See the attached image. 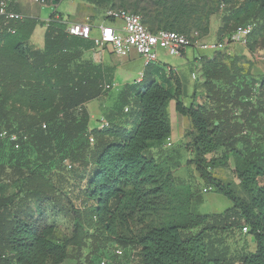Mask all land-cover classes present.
Returning <instances> with one entry per match:
<instances>
[{"label":"trees","instance_id":"16d2710c","mask_svg":"<svg viewBox=\"0 0 264 264\" xmlns=\"http://www.w3.org/2000/svg\"><path fill=\"white\" fill-rule=\"evenodd\" d=\"M142 3L139 16L153 33L207 37L221 12L219 41L232 44L240 28L251 26L247 48L264 49V0H137L133 9ZM13 7L22 13L16 0ZM68 24L58 12L49 21L33 13L22 21L0 16V134H18L21 143L16 150L0 137L20 154L8 167L0 164V264H89L101 247L114 255L133 250L138 264H264V77L251 75L245 57L214 52L201 58L203 102L187 107L174 72L161 77L162 69L149 65L125 91L134 97L127 121L91 130L85 105L102 95L105 73L84 59L94 42L70 35ZM38 26H46L43 50L31 43ZM172 100L191 121L186 136L197 172L233 202L221 214L196 213L200 193L154 153L171 137ZM231 158L242 197L212 173ZM245 227L256 250L233 252L228 239Z\"/></svg>","mask_w":264,"mask_h":264},{"label":"crops","instance_id":"0c3cea01","mask_svg":"<svg viewBox=\"0 0 264 264\" xmlns=\"http://www.w3.org/2000/svg\"><path fill=\"white\" fill-rule=\"evenodd\" d=\"M64 2L70 1L65 0ZM64 2L61 3L60 0L57 3L56 0H53L51 4V9H53V12L63 14L64 19L68 23H72L70 22L69 17L74 16L75 7L77 3H74L75 5L66 8V10H68L69 12H64L60 10V7L64 4ZM16 3L18 4L19 10L22 11V14H24L25 16L32 15L30 14L32 10H28L27 7L23 5L21 0H16ZM42 7L47 9L48 5ZM49 18L50 16L47 19H40L43 21H49ZM96 24L101 25L103 24V22L100 23L99 20L92 21V25L95 28L93 31L94 36L99 35V31L96 30ZM39 27L40 29L43 28V31L40 33L39 36H37L39 32ZM221 28L222 13L216 14L212 17L210 24V33L204 39L216 40L219 36ZM45 32L46 26H38L33 36L31 37V43L39 50H43L45 47ZM242 45L247 46V44H243L241 42H234L233 44H231L234 49H232L230 53L232 54V52L236 51L239 53L240 56H244L247 58L248 64L245 66L249 68L251 75L255 79H260L264 77V59L260 57L258 58V56L264 54V49L258 50L256 53H252L249 51L248 48H244ZM94 53V50H89L85 53L84 59L101 66L105 73V80L101 85L102 95L99 98L92 100L85 105L90 115L89 127L91 130L101 129L102 120H113L114 122L127 121L125 111L130 107V103L133 102L134 97L132 95L125 94V91L128 87L140 83L143 80L145 72L147 70L143 58L136 52H131L128 55H117L113 53L112 50L105 49L102 53L100 61H96V63L93 61L95 59ZM213 56V51L205 52L204 50H200L198 48H190L179 56H172L169 55L166 51H161L159 63L152 64V66H155L159 70L162 69V72L164 74H162L161 77H164L166 75V78L170 77L169 73H166L169 72L168 69H174L175 71L173 75L180 81L181 85L180 92L182 95L180 96V101L184 103V105H186L187 107L198 106L203 102V96L205 93L203 87L204 79L202 77L203 73L201 58L207 57L211 59L213 58ZM172 84L174 86V89L177 90V86L176 84H174V81H172ZM106 85H111V87H113L109 91H104V87ZM115 86L118 87V89H114ZM168 113L172 126V134L170 137L172 141V146L167 147L164 145L161 149H155L154 153L158 156H162L163 158H165L169 162V164L173 166L174 176L178 181H182L186 184H189L192 187L193 191H198L203 198V193L201 191L203 190L204 192V187L206 183L202 181L203 179L197 172L195 164H192L188 168L189 172H192L190 176H195V178H197V181L201 178L200 180L202 181V185L204 184L203 187H201V185L194 186L192 184V181L194 180L188 179L189 174L183 175V173H181L186 169V167H184V164L182 165V167H179L180 165H178V163L181 161L180 156L185 155L186 160H193L195 156L193 151L186 152L185 150L180 149L177 146L181 142L183 144H189L191 142V139L186 136L187 131L191 128V121L189 118L187 119V117L181 116L176 111L175 100L169 102ZM195 207L197 208L199 206ZM195 212L200 214L198 210H196ZM73 262L75 263L74 260H68L64 264H70Z\"/></svg>","mask_w":264,"mask_h":264},{"label":"rangeland","instance_id":"374dc122","mask_svg":"<svg viewBox=\"0 0 264 264\" xmlns=\"http://www.w3.org/2000/svg\"><path fill=\"white\" fill-rule=\"evenodd\" d=\"M21 1H22L23 5H25L27 7L28 10L29 9L32 10L30 14L33 13L42 19H47L53 13V9H51L52 8L51 3H48V7L46 9L40 5L34 4L32 2V0H21ZM64 1L65 0H61V3ZM69 1L70 2H64V4L60 7V10L64 11V12H69L68 10H66V8L69 6L75 5L74 3H77L76 7H75L74 16L69 17V20L72 23H84V22H87L88 20L91 23L93 20H99L100 23L101 22H103V23H120L122 20L121 19L122 13L126 12V13H131V14L142 15L141 8L146 5V3H142L138 7L139 8L138 11H135V9H133L132 5L137 0H111V2H109L108 4H103L100 6L91 5V4H89L87 2H83L81 0H69ZM220 13H218V14H220ZM98 25L99 24H96V26H98ZM42 29L43 28L40 29V27H39V32H38L37 36H39L40 33L43 31ZM187 34L191 35V34H194V32L187 33ZM200 38L203 41H205L206 43H223V44H225L226 48L224 51L227 53H230L231 50L234 49L231 46V44H229L230 41L228 38H225L223 41H219L218 38L216 40H206V39H204L205 37H200ZM233 43L234 42H232V44ZM242 46L244 48H247L246 45H242ZM162 51H164V50H162ZM205 52H208V51H205ZM160 53H161V51H160ZM232 54L239 55V53L236 51L232 52ZM263 56H264V54L258 56V58L259 57L264 58ZM242 57H244V56H242ZM170 59H171V57H170ZM114 89H118V87L115 86ZM177 146H178V148L183 149L186 152L193 151L195 154V149L193 148V146L191 144H188V143L183 144L181 142ZM222 153L223 152L220 151L214 155H210V156H208V159L221 157ZM12 157H20V154H17L16 152H14L9 143L4 142V143L0 144V164L8 167L11 164L9 160ZM194 159H195V156H194ZM194 159L193 160H186L185 155L184 156L182 155V156H180L181 161L178 163V165H180L179 167H182V165L184 164V167H186V169L184 171H182L181 173H183V175L189 174L188 179L194 180V181H192V184L194 186L195 185H198V186L201 185V187H203L204 186V184L202 185L203 180L201 181L200 180L201 178L198 179V181L200 183L199 184L197 181V178H195V176H193V177L190 176V174L192 172L191 171L189 172V170H188V168L193 164L192 162L194 161ZM68 162L69 161L65 162V164L67 165V168H68V164H69ZM13 163L14 162H12V164ZM212 173L216 179H219V180L225 182L226 184L233 183L235 185V191H236L237 195L241 196V197L243 196V193H242V190L240 187V182L236 177V161L234 158H231L230 164L227 168H217V169L212 170ZM204 188L208 189V190L211 188V190H209L206 193H204L203 190L201 191L203 193L204 202L197 208L194 206V211L198 210V212L200 214H218V213H223L232 207L233 202L228 197H226L225 195L216 192L214 187L209 186V185H205ZM10 193H13V190H11ZM157 220H158V218H157ZM157 220H156V217H151L148 219V222L157 221ZM66 228H67V225L65 224L64 227H62L58 231V234H57L58 240L62 239L63 234L66 232ZM227 244L231 248V250L233 252H236V253L241 251L242 248L244 251H247V252H254L256 250V246L251 242L250 237L248 235L244 234L243 231L242 232L237 231L232 237H230L228 239ZM90 252H91V250H87L85 255H89ZM89 258H90L89 264H100L101 261H103V260H106L107 264H138V260H137V256H136L135 252L133 250H130V249H128V250L125 249L124 256L119 258V257L114 255L113 249H109L107 247H101L98 249V251L95 252V254H91V257H89ZM70 264H76V263L73 262Z\"/></svg>","mask_w":264,"mask_h":264},{"label":"built area","instance_id":"2783aa9c","mask_svg":"<svg viewBox=\"0 0 264 264\" xmlns=\"http://www.w3.org/2000/svg\"><path fill=\"white\" fill-rule=\"evenodd\" d=\"M32 2L40 6H47L49 3L48 0H32ZM13 4L14 0H0V16L14 21L24 20L26 16L16 12ZM121 19L120 23H103L98 25L96 27V30L99 31L98 36L93 35L95 28L89 20L85 23H69L67 31L72 36L94 42L95 59L93 61L95 63L96 61H100L105 49H110L117 55H128L131 52H136L143 58L145 66L148 67L149 65L159 63L160 51L162 50L166 51L169 55L179 56L190 48L213 52L224 51L226 48V45L223 43L203 42L197 34L185 35L173 31L153 33L144 25L139 15L124 12L121 15ZM251 30V26L240 28L232 36V41L247 44V36ZM168 70L175 71L172 68ZM112 87L111 85H106L104 91H109ZM108 126L107 120L101 121V128H107ZM0 137L9 138L14 143L16 150L21 149L20 136L18 134L8 136L7 132H3L0 134ZM25 140L26 138L23 139V141ZM91 142L93 143V139H91ZM166 146H172L170 138L166 141ZM209 190L205 189L204 192L206 193ZM248 231V228H243L244 234H248ZM115 255L122 257L124 256V251L116 249ZM100 264H107V261L103 260Z\"/></svg>","mask_w":264,"mask_h":264}]
</instances>
